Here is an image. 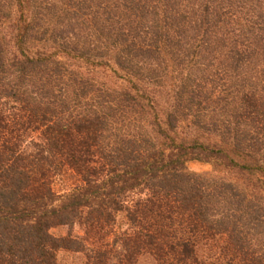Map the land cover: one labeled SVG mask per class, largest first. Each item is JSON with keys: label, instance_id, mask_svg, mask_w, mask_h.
<instances>
[{"label": "trees", "instance_id": "trees-1", "mask_svg": "<svg viewBox=\"0 0 264 264\" xmlns=\"http://www.w3.org/2000/svg\"><path fill=\"white\" fill-rule=\"evenodd\" d=\"M62 254L264 264V0H0V264Z\"/></svg>", "mask_w": 264, "mask_h": 264}, {"label": "rangeland", "instance_id": "rangeland-1", "mask_svg": "<svg viewBox=\"0 0 264 264\" xmlns=\"http://www.w3.org/2000/svg\"><path fill=\"white\" fill-rule=\"evenodd\" d=\"M188 169L193 172V173H198V174H205V173H210L212 172L213 168L211 167V165L207 164V163H202V162H189L187 164ZM228 174H226L225 176L230 178V179H235V175L233 172H227ZM56 234L62 235L65 234V231H58ZM60 261L62 262V264H77L79 262L78 258H76L75 256L72 255H66V254H62L59 256ZM138 264H153L151 259L148 257H143L139 260Z\"/></svg>", "mask_w": 264, "mask_h": 264}]
</instances>
